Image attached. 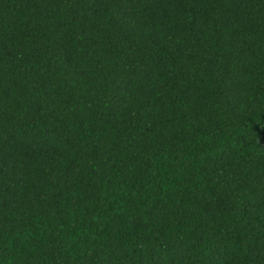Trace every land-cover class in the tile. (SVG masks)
<instances>
[{"label":"trees","instance_id":"obj_1","mask_svg":"<svg viewBox=\"0 0 264 264\" xmlns=\"http://www.w3.org/2000/svg\"><path fill=\"white\" fill-rule=\"evenodd\" d=\"M0 264H264V0H0Z\"/></svg>","mask_w":264,"mask_h":264}]
</instances>
